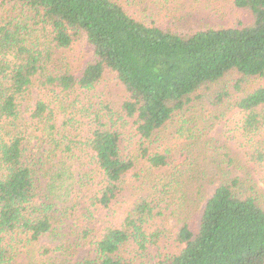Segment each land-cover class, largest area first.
<instances>
[{
    "label": "trees",
    "instance_id": "obj_1",
    "mask_svg": "<svg viewBox=\"0 0 264 264\" xmlns=\"http://www.w3.org/2000/svg\"><path fill=\"white\" fill-rule=\"evenodd\" d=\"M232 2L246 22L187 32L115 0H0V264L14 263L19 243L62 236L78 214L89 226L110 213L130 177L144 179L143 193L121 220L107 214L95 257L74 261L60 244L63 264H144L153 248L156 264H264V204L247 181L222 177L197 225L188 219L208 143L198 137L229 113L241 115L245 160L264 170V86H247L264 79V0ZM81 42L92 51L83 65ZM108 72L120 102L99 92ZM174 123L177 136L161 143ZM127 130L137 155H123Z\"/></svg>",
    "mask_w": 264,
    "mask_h": 264
},
{
    "label": "rangeland",
    "instance_id": "obj_2",
    "mask_svg": "<svg viewBox=\"0 0 264 264\" xmlns=\"http://www.w3.org/2000/svg\"><path fill=\"white\" fill-rule=\"evenodd\" d=\"M133 17L146 23L156 22L163 28H173L177 31L182 29L183 31L193 32L205 28H220L233 26L240 22H246L247 16L245 12L238 10L233 5L232 0H115ZM74 57L85 64L88 58H91L92 51L86 46L84 42L73 50ZM228 79H232L231 76ZM247 86H264V79L252 80ZM103 91V92H101ZM100 93L110 95L112 98H119L121 101L123 90L120 88L117 78L113 73L108 72L105 76L103 83L99 89ZM37 98V93L34 92L31 103ZM111 98V99H112ZM193 117L194 113H190ZM241 119V115L237 111L229 113L227 119L222 121L215 129L208 131L206 136L198 137L201 140H207L205 143L200 158L197 159L200 166L196 170L197 174L192 180L191 185L188 188L195 196V201L200 200L199 206L193 212L190 211L188 219L194 225H197L200 215L202 213V207L205 204L207 198L212 195L216 186L219 184L222 177L234 178L240 177L243 181H247L248 185L255 188L254 195L264 204V170L258 167L248 164L244 158L242 143L239 140V133L237 128V122ZM175 124V125H174ZM174 127L171 126L166 129L165 133H162L163 140L161 143H169L173 140V134H175V127L177 123H174ZM178 122V127H179ZM202 127V126H201ZM175 136H177L175 134ZM137 141L138 138L132 136V133L127 130L122 137V151L123 155H137ZM200 153V152H199ZM179 155L174 159H178ZM183 161V159H181ZM142 168V167H140ZM140 168L137 170L139 171ZM171 167L167 168L170 171ZM139 173V172H138ZM219 173V174H218ZM202 174H205V178H201ZM218 174V175H217ZM149 176V175H148ZM150 179H154L155 176H149ZM192 177V176H191ZM144 179L137 180L136 177H130L127 180L125 191L115 203L112 211L107 213L102 211L96 214L94 220L89 226L85 219L80 217V214L76 216L74 220H69L65 225H62L61 235L45 237L38 245L25 248L23 243H19L17 246L16 259L13 264H28L32 263H44V264H63L64 260L55 255L54 248L60 244H65L67 249L72 254L74 261L84 260L87 258H94V247L91 244V240L98 233V230L107 220V214L114 217V221L121 220L124 214L129 210L135 201V197L143 191L140 188ZM148 190V187L145 188ZM141 190V191H140ZM179 218L169 219L166 222L168 229L176 227ZM90 228V234L87 239L84 238L79 244L76 245L75 239L81 234V231L85 228ZM41 248H49L52 250L48 255H45ZM29 249V251H28ZM35 249V250H33ZM157 255L156 249H151L149 252V258L144 264H156L155 256ZM143 264V261L141 262Z\"/></svg>",
    "mask_w": 264,
    "mask_h": 264
}]
</instances>
